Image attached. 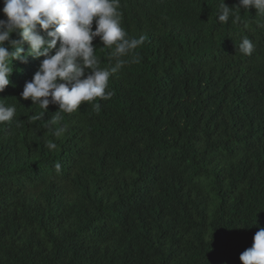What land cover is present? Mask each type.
Wrapping results in <instances>:
<instances>
[{"label":"trees","instance_id":"obj_1","mask_svg":"<svg viewBox=\"0 0 264 264\" xmlns=\"http://www.w3.org/2000/svg\"><path fill=\"white\" fill-rule=\"evenodd\" d=\"M220 2L120 0L122 27L147 37L140 63L110 77V100L55 124L57 106L33 119L43 109L20 95L43 58L12 61L0 264H241L264 227V16L217 22ZM93 45L108 67L109 49Z\"/></svg>","mask_w":264,"mask_h":264},{"label":"clouds","instance_id":"obj_2","mask_svg":"<svg viewBox=\"0 0 264 264\" xmlns=\"http://www.w3.org/2000/svg\"><path fill=\"white\" fill-rule=\"evenodd\" d=\"M2 3L0 13L5 18L0 19V93L10 86L12 61L28 64L43 58L20 94L22 99L31 100L43 109L33 119H41L49 105H55L58 110L50 122L55 124L63 119L61 113H73L85 102L97 98L110 100L114 95L106 91L110 77L126 65L141 61L135 50L147 37L130 36L122 27L120 0H2ZM249 8L264 16V0H238V5L231 8L221 0L216 20L227 24L231 18L238 23L240 11ZM14 33L17 39H11ZM97 38L103 45L101 51L109 49L108 67L100 66L93 45ZM254 48L247 36L241 38L239 51L243 55H251ZM4 101L0 99V123L11 121L16 114L15 105ZM92 106L100 111L99 103ZM49 130L53 136H60L67 127ZM46 147L55 150L57 144L49 140ZM54 167L60 171L62 165L57 162ZM239 260L241 264H264V227L258 229L252 246L240 254Z\"/></svg>","mask_w":264,"mask_h":264}]
</instances>
